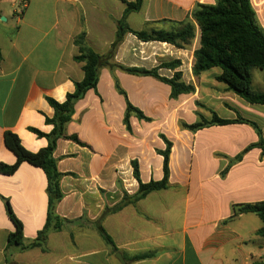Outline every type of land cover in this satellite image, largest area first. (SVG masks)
<instances>
[{
	"label": "crops",
	"instance_id": "obj_1",
	"mask_svg": "<svg viewBox=\"0 0 264 264\" xmlns=\"http://www.w3.org/2000/svg\"><path fill=\"white\" fill-rule=\"evenodd\" d=\"M133 1L0 0V163L16 162L4 144L7 131L18 135L30 152L48 146V139L31 129L49 134L53 126L46 119L53 118L54 110L47 98L64 102L75 91L76 82L84 79L82 64L75 60V41L84 34L91 49L105 53L115 40L125 2ZM215 2L145 0L142 10L131 13L127 22L138 30L132 25H136L138 15L142 20L138 31L154 26L170 28L171 22L191 18L197 4ZM135 40L139 42L127 34L119 53L125 52L128 42L134 45ZM150 43L159 44L160 52H166L157 54L159 58L170 53L181 62L179 71L186 72L183 81L195 87V93L182 97L194 107L198 102L208 110L194 115L190 124L200 118L211 120L212 112L221 119L235 120L237 111L255 122L264 138V106L251 105L228 91L216 80L220 74L217 68L193 76L199 34L187 49ZM90 93L85 97H91L89 103L101 114L94 122L90 114L95 108L79 104L84 97L75 106L67 133L76 134L89 147L58 141L54 157L65 176L61 179L64 198L56 213L65 222L59 231H49L42 247L21 250L9 245L15 226L7 215L4 199L9 200L23 224V243H32L47 221L45 172L23 163L13 175L0 173V264H264V237L258 235L263 227L261 219L252 213L233 217L235 205L264 202L262 149L250 150L226 176L221 175L245 148L259 141L253 127L236 123L189 131L190 164L181 179L171 184L176 185L152 192L135 205L100 220L105 209L112 208L119 199L112 203L113 198L101 191L106 187L110 166V146L102 126L106 124L103 110L109 112L107 106H101L100 97ZM223 109L228 114L218 115ZM99 221L113 245L100 236Z\"/></svg>",
	"mask_w": 264,
	"mask_h": 264
},
{
	"label": "trees",
	"instance_id": "obj_2",
	"mask_svg": "<svg viewBox=\"0 0 264 264\" xmlns=\"http://www.w3.org/2000/svg\"><path fill=\"white\" fill-rule=\"evenodd\" d=\"M145 0H135L125 2L126 9L123 17L117 21V31L115 40L111 44L107 54H99L86 45L85 35H80L76 42L78 55L75 60L82 64L84 79L76 82L75 91L66 96L62 103L52 98H47L49 105L54 110L52 119H46L48 125L53 129L49 134H44L36 129L32 132L39 137L48 139V146L37 152L28 151L22 144L18 135L7 131L4 135L5 147L11 151L16 162L13 165L0 163V173L3 175H13L23 163L40 168L47 177V194L49 199L47 221L44 229L39 232L37 238L30 244L23 243V224L15 216L9 200L4 199L8 217L15 226V231L9 236V245H17L21 250H28L42 247L47 239L49 231H59L65 222L56 213L57 205L64 198L61 190V179L65 174L61 173L57 167L54 157L59 140L71 141L81 147H89L82 142L76 134L68 135L67 126L71 123L75 114L76 104L82 100L89 91L96 90L100 72L107 68L111 73L116 69L135 77L153 78L170 88V98L179 99L182 95L195 93L192 84L183 81V74L178 69L181 67L179 60L165 62L160 67L145 69L139 67H124L111 64L118 47L123 43L127 34H132L143 43L159 42L174 46L177 49H187L193 45L199 34V47L194 51V63L192 73L194 77H199L202 73L212 69H219L220 74L216 80L227 86L228 91L236 94L251 105L264 106V92L255 91L252 88V69H259L264 72V28L259 24L258 14L253 6L252 0H216L215 4H197L188 18L182 22H171L169 30L152 29L134 30L127 22L131 13H138L142 10ZM264 12V9H263ZM166 68L174 71L172 77H163L159 70ZM115 86L120 93L124 94L118 80L114 78ZM125 119L128 121L130 113L134 112L136 117L142 118V112L134 108L127 100ZM235 120L221 119L212 112L211 120L201 118L200 121L191 125H185L187 130L193 133L211 126H225L231 124H248L255 129L259 141L245 148L237 158L222 172L226 176L230 168L240 162L244 155L254 148L262 149L264 153V138L259 126L250 120L244 119L237 111ZM172 144L168 143L166 150L162 153L163 178L159 181L151 180L148 183L140 181L138 173L135 174L139 182V187L134 195L125 194L122 201L114 207L105 209L100 220L106 215L116 213L128 205H135L152 192L168 189L169 186V155ZM137 168L136 162H133ZM233 217L243 214H256L263 223V227L258 231V235L264 237V202L254 204H240L233 208ZM100 236L108 243L114 244L110 235L106 232L100 221L97 226Z\"/></svg>",
	"mask_w": 264,
	"mask_h": 264
},
{
	"label": "rangeland",
	"instance_id": "obj_3",
	"mask_svg": "<svg viewBox=\"0 0 264 264\" xmlns=\"http://www.w3.org/2000/svg\"><path fill=\"white\" fill-rule=\"evenodd\" d=\"M252 2L257 10L259 24L264 28V0H252ZM136 16L139 19L136 25L133 23L132 25L139 30L142 20L140 21V17ZM163 28L170 29L167 26H154L148 31ZM134 42L135 46L128 42L123 53H119V46L114 58L110 61L111 64L153 69L160 67L165 62L176 61L170 53L162 59L159 58L157 54L163 53L165 55L166 52H160L157 43L142 44L141 41L136 40ZM109 51L110 48L102 55L109 53ZM173 73L166 68L159 70V74L163 77H172ZM251 73L253 90L264 92V72L259 69H252ZM182 74H186L185 70ZM114 78L118 80L124 94L118 91ZM166 90V85L157 80L133 77L120 69L111 73L109 69L104 68L100 72L96 90L89 94L99 96L101 106H107L109 112L105 113V109L103 110L106 124L102 126L105 127L104 137L108 139L110 146V166L106 187L101 191L107 194L108 198H113L110 200L112 203L117 199L120 203L125 194L134 195L137 192L139 182L135 177L136 173L143 183H148L151 180L159 181L163 178L164 158L162 153L166 150L168 143L172 144L169 155V186L176 185L171 184L181 179L190 164L191 140L187 136H191V134L189 133L190 130L184 126L191 125L189 122L194 119V115L198 116L200 112L207 113L208 110L198 102L195 103L194 107L182 96L173 100ZM90 98L86 96L82 100L83 102L79 104H88L90 109L95 108L94 112L90 114V118L96 122L101 113L96 110V106L94 107L92 103H89ZM127 100L134 108L142 112V118L136 117V114L132 112L126 121ZM226 114H228L226 109L218 113L220 116ZM107 132L108 134H106ZM93 137L97 138L98 136L94 135ZM132 138L136 140H131ZM134 142H138V144L132 145ZM89 150L95 153L91 147ZM133 162H136L137 168Z\"/></svg>",
	"mask_w": 264,
	"mask_h": 264
}]
</instances>
